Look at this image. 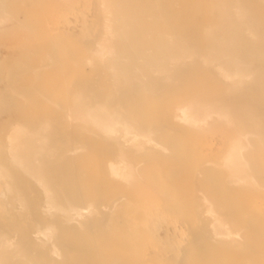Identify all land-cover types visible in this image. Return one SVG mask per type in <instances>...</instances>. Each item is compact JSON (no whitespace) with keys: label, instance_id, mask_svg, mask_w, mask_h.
<instances>
[{"label":"rangeland","instance_id":"rangeland-1","mask_svg":"<svg viewBox=\"0 0 264 264\" xmlns=\"http://www.w3.org/2000/svg\"><path fill=\"white\" fill-rule=\"evenodd\" d=\"M158 1L165 10L164 18L168 21L161 20L157 26L151 27L140 25V28L138 27L134 32L136 50L146 56L151 54L150 56L153 57L154 40L161 37L175 41L171 50H184L187 56L182 62L175 63L176 67L169 77L162 74L147 75L143 79V84L137 86L133 94L114 93L109 86L107 70L102 66H96L93 60L85 61L90 55L94 38L99 35L97 0H27L26 4L21 2L18 20L26 21L30 15L34 18L33 27L40 31L35 46L30 42V37L26 36L24 40L20 29L17 30L16 27L5 29L4 25L0 26V94L3 97L0 96V163L8 169L9 177L17 183V192L24 199L25 211L28 213L27 217L16 215L13 206L3 195L5 182L0 178V226L4 227L3 229L17 242L22 241L28 247L27 251L22 253L15 252V246L8 248L6 252L8 254H5L7 261L5 260L4 264H137L138 262L173 264L181 257L189 260L190 264H195L196 251L201 247L203 240L195 238L193 246L189 248L188 244L193 238L189 234L187 222L170 214L161 201L151 200L148 194H139L140 198H137L128 193L135 183L139 185H136L137 188H140V183H143L145 178L127 182L117 178L111 179L101 171L98 162L95 167L91 154L96 150L102 152L103 139L99 133L88 131L90 140L88 146L76 149L72 153L63 146L66 142L63 135L74 133L77 130L74 128L76 123L70 119L66 120L65 117L62 120L64 115L55 104L56 99L54 100L50 95V93L57 96L61 94L65 103L71 102L72 97L77 94H83L81 96L83 103H88V98L96 97L101 101L107 97L108 101L110 99L115 105L122 104L125 100L136 99L141 103V115L146 124L151 125L153 121L154 126L159 128L156 135L159 142L163 143L168 128H172V133L181 139V142L188 143L191 156L196 160L201 171L206 169L219 173L216 164L219 146H215L216 139L230 134L231 127L216 117L212 118L210 126L192 127L172 116L174 103L177 101L189 102L192 108H196L213 103L221 104V100L231 96L221 85V78L210 74L201 57L206 47L203 41L204 30L206 27L213 29L219 25L221 17L209 13L210 0ZM237 1L243 7L242 11L247 21L257 29L258 39L264 38V0ZM6 2L9 4L11 0ZM52 34L60 37L63 45L55 52L53 64L42 67L37 58L41 50L38 47ZM243 60L257 71L254 80H243L251 86L245 94L250 98L257 95L259 96L257 100L262 102L264 100L260 96L264 90L260 88L264 86V57L248 53L243 55ZM57 85L60 87L59 90ZM26 92L30 94L27 95L28 97L25 96ZM233 98L235 96L232 95L228 99L233 100ZM227 104L222 103L224 107H227ZM260 110L264 111V103ZM31 112L35 115L33 122L20 117L22 113ZM16 123L22 125L29 133L35 131L36 124L45 126L43 134L46 139V154L41 157V169L44 170L45 184L48 190H51L49 194L57 202L56 205L59 207L69 204L78 205V196H81L84 198V205L87 206L89 200L86 198V193L93 188L99 199V207L105 211L101 213H108L106 222L102 226L98 224L88 228L85 224L86 218L81 219L80 224L77 222V224L75 222L67 224L60 214V216L54 215L51 220L44 216L40 209L42 205L40 189L30 182L26 174L13 170L6 159L4 134L10 124ZM86 127L91 129L90 126ZM161 127L164 128L160 130ZM148 153H155L162 173L164 168L168 170L159 150H151L130 159L139 172L143 173L149 169L146 161ZM63 154L68 156L66 161L67 165H70L68 171L71 176L69 174L62 176L65 171L62 168L65 166ZM107 158L111 159L112 155H107ZM169 165L173 174L169 176L162 174V181L169 188L178 191V201L182 208H185L190 199L188 194H190L191 176L189 172L185 173L184 165L181 166L177 160H172ZM198 180L201 182L203 177H199ZM181 191L184 193L180 195ZM223 194L227 196L228 201L247 196L257 199L255 201L257 211L264 214V202H262L264 196L261 193L248 194L240 188H227L218 193L220 196H224ZM26 195L29 196V201ZM112 199L115 202L110 211L109 203ZM133 200L136 201V209L140 214L138 219H135ZM124 209L130 210L128 215H120ZM31 212L39 215L36 221L43 224L52 221L57 227L59 231L57 248L60 247L57 255L49 254L44 245L36 240H30V231L35 225V219L29 214ZM254 217V214H248V218L257 226ZM235 221L232 226L244 234L241 223ZM189 222L194 227V221L189 219ZM119 232L127 241L129 238L135 240L133 241L137 243L135 247L129 246L120 253L115 251L113 243H123L118 240ZM106 234L111 243L103 246L101 242ZM85 244L89 247H85ZM208 247L220 255L222 261L224 260L222 264L230 259H235L234 264L250 262L254 251L249 241L236 252H232L228 246L219 248L215 242L210 243ZM120 258L122 260H119Z\"/></svg>","mask_w":264,"mask_h":264},{"label":"bare ground","instance_id":"bare-ground-1","mask_svg":"<svg viewBox=\"0 0 264 264\" xmlns=\"http://www.w3.org/2000/svg\"><path fill=\"white\" fill-rule=\"evenodd\" d=\"M97 1L99 35L94 38L90 55L88 58L86 57L85 61L93 60L96 66H102L107 70L109 86L114 93L133 94L132 92L137 86L143 84V79L147 75L162 74L169 77L173 68L176 67L175 63L182 62L187 56L184 50H171L175 41L161 37L154 40L155 54L153 57L150 56L151 54L146 56L136 50L134 32L138 27L140 28V25L151 27L157 26L161 20L168 21L167 18H164L165 10L158 0ZM210 1L209 13L219 15L221 21L213 29L206 27L204 30L203 41L206 47L201 55L202 61L210 74L221 78L223 88L235 98L231 100L232 98L228 99L231 96H226L225 100H221V104L213 103L196 108H192V105L188 104L189 102L180 103L177 101L174 103L172 118L183 121L192 127H207L210 126L212 118L216 117L231 127L230 134L216 139L215 146H219L216 163L219 173L206 169L201 171L196 160L191 156L188 143L181 142V139L172 133V128H168V132L163 137V143L159 142L156 138L159 128L154 126L153 121L151 125L146 124L141 115V103L136 99L125 100L122 104L115 105L111 103L110 99L108 101L107 97L102 101L96 97L88 98L89 102L83 103L81 101L83 94H77L72 97L71 102L66 101L65 103L61 94L57 96L50 93V95L51 98L56 99L55 104L64 115L62 120L65 117L66 120L70 119L76 123L74 128L77 130L74 133L63 135L66 138L63 146L72 153L76 149L88 146L87 143L90 141L88 131L99 133L103 139L102 152L96 150L91 154L95 167L98 162L101 171L111 179L117 178L127 182L145 178L143 183H140V188H137L139 185L135 183L133 189L128 193L137 198H140L139 194H148L151 196V200L161 201L170 214L187 222L189 234L193 238L188 244L189 248L193 246L195 238L203 240L201 247L196 251L195 264L224 263L220 255L208 247L210 243H217L219 248L228 246L232 252H236L243 247L244 243L248 244V241L254 251L251 261L244 264H264V214L257 211V202H255L257 199L247 196L232 198L228 201L226 195H218L219 192L227 188H240L248 194L261 193L264 196V111L260 110L264 101H258L259 96L257 95L252 98L248 97L245 91L251 86L243 81L244 79L254 80L257 75V71L245 63L243 55L249 53L264 57V38L258 39L257 29L247 21L242 11L243 7L237 0ZM21 2L26 4L27 0H11L9 4L6 0H0V26L4 25L5 29L10 27L20 29L24 40L26 36L30 37V42L35 46L37 34L40 31L33 27L34 18L30 15L26 21L18 20ZM62 45L60 37L52 34L38 47L41 50L37 58L42 67H49L53 64L55 52ZM153 85L152 88L155 89ZM56 87L59 90L60 87L58 85ZM260 89L264 90V86ZM12 90L14 89L12 88ZM25 94V96L30 95L27 92ZM260 97L264 100V93ZM1 98L3 97L1 96ZM222 103H228L227 107H224ZM33 108L36 107L33 106ZM34 112L22 113L20 117L33 122L35 121ZM35 126V131L29 133L18 123L9 125L4 139L5 155L10 167L26 174L30 182L40 189L42 204L40 209L46 218L50 219L54 215L60 214L64 223L67 224L72 222L80 224V220L86 218L85 224L88 228L98 224L102 226L106 222L108 213H101L102 210L98 205L99 199L93 188L86 193V198L89 200L87 206L84 205V198L81 196H78V205L74 206L69 203L65 207L56 205L57 202L49 194L51 190L49 191L45 184L44 170L41 169L40 160L46 154V139L43 134L45 126L39 124ZM86 126H90L91 129ZM163 128L161 127L160 130ZM151 150H159L162 155L161 159L164 160V165L168 170L163 167L164 172L162 173L155 153L146 155L149 169L143 173L139 172L138 168L130 161L131 158ZM109 154L112 155L111 159L107 158ZM63 155L65 166L62 168L65 171L62 176L65 177L66 174L71 176L68 171L70 165H67L66 161L68 156L67 154ZM103 157L105 158L102 159ZM172 160H177L181 166L184 165L185 173L189 172L188 174L191 176L190 194H188L190 199L185 208H182L178 201V191L169 188L162 181V174L165 176L173 174L172 167L169 165ZM45 172L47 171L45 170ZM9 174L8 169L0 163V178L5 182L3 195L13 206L16 215L27 217L25 201L17 192V183L9 177ZM199 177H203L201 182L198 180ZM183 193L181 191L179 194ZM114 202L112 199L109 203L110 211ZM133 202V208L136 211L135 219H138L140 214L136 209V201L133 200ZM129 212V209H124L120 215L125 216ZM249 213L254 214L257 226L248 218ZM29 214L35 219L33 230L30 231V240H36L44 245L49 254L57 255L58 248H60H57L59 234L57 227L52 221L48 224L36 221L39 215H35V213ZM29 219L31 220V218ZM189 219L194 221V227L191 226ZM234 219L241 223L244 234L232 226V223L236 222ZM3 228L0 226V264L5 263V254H8L6 253L7 249L11 246H15L17 253L25 252L28 249L25 243L17 242ZM118 234H120L118 240L123 243H113L115 251L120 253L125 248L129 246L133 248L137 244L131 238L127 241L123 238L122 233ZM106 236L107 234L101 242L103 246L111 243ZM85 247H89V245L85 244ZM170 248L172 247L170 246ZM225 262H227L225 264L229 262L234 264L235 259ZM173 264H190V262L185 257H181Z\"/></svg>","mask_w":264,"mask_h":264}]
</instances>
